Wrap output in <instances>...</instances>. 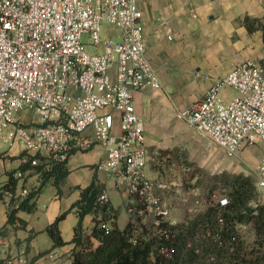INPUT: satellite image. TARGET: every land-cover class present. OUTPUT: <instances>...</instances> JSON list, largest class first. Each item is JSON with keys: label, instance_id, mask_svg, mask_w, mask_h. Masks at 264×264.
<instances>
[{"label": "built area", "instance_id": "1", "mask_svg": "<svg viewBox=\"0 0 264 264\" xmlns=\"http://www.w3.org/2000/svg\"><path fill=\"white\" fill-rule=\"evenodd\" d=\"M139 3L0 0V146L18 143L26 154L22 163L30 156L39 157L33 165L41 160L62 162L73 152L101 146L106 159L98 169L107 173L114 189L132 198L130 220L135 223L139 218L150 226L163 245L160 254L171 257L172 249L166 246L175 238L171 227L182 225L185 231L210 206L224 208L229 199L214 190L203 201L196 200L189 216L181 218L161 196L163 186L146 174L145 123L136 112L135 95L162 85L146 57ZM224 87L236 93L231 100L222 95ZM22 113H31L37 120L32 118L26 125ZM176 117L230 159L264 143V65L237 66L200 101L176 112ZM6 159L0 157V196L13 199L17 207L30 190L7 189ZM255 179L253 207L264 204L259 193L264 188V156ZM100 201L110 202V193L103 192ZM217 218L223 225L220 209ZM248 229L247 224L237 225V237L243 239ZM202 242L203 236L197 234L190 243ZM11 247V237L0 232V256ZM195 252L201 253L199 248ZM208 259L214 262L215 254ZM14 262L27 264L23 253L8 258V264Z\"/></svg>", "mask_w": 264, "mask_h": 264}, {"label": "crops", "instance_id": "2", "mask_svg": "<svg viewBox=\"0 0 264 264\" xmlns=\"http://www.w3.org/2000/svg\"><path fill=\"white\" fill-rule=\"evenodd\" d=\"M139 6L145 25L146 57L162 85L161 89L148 88L135 95L136 112L145 123L146 174L163 186L160 194L165 201L176 203L181 180L176 167L185 162L186 156L207 159L215 168L223 170L234 164L226 166L219 158L224 153L178 120L176 112L200 101L237 66L245 62L261 64L264 60L262 32H248L244 19L246 16L262 19L264 0H140ZM221 93L226 100L236 94L228 87ZM25 114L20 117L27 125L34 117L28 113L29 118L24 120ZM255 147L241 152L239 165L250 170L246 174L254 179L255 169L264 156V151ZM6 151L5 180L22 163V148L18 143ZM105 159L106 153L99 145L72 153L67 161L70 174L60 190L54 179L42 186L39 175L27 172L20 178L17 190L42 187L35 210L18 213L23 227L19 221L8 224L9 199L0 196V231L12 239L11 251L0 256V264H8L9 257L22 253L27 264H72V241L79 217L71 207L80 198L78 187L92 182L105 185L111 205L118 207L120 213L124 207L130 221L128 204L133 202L132 198L123 190L114 189L107 173L98 169ZM259 193L264 197V188ZM62 214L66 216L60 221L59 230L65 245L44 254L53 246L45 229ZM84 225L92 226L91 216L85 218Z\"/></svg>", "mask_w": 264, "mask_h": 264}, {"label": "trees", "instance_id": "3", "mask_svg": "<svg viewBox=\"0 0 264 264\" xmlns=\"http://www.w3.org/2000/svg\"><path fill=\"white\" fill-rule=\"evenodd\" d=\"M244 25L250 33L261 31L264 45V17L252 19L246 16ZM261 64L264 65V60ZM6 155L7 151L0 153V157ZM25 155L22 153L21 159ZM38 158L30 156L17 169L9 172V191L16 192L20 178L27 172L39 175L42 186L49 179H54L55 186L60 190L70 174L68 158L62 162L41 160L38 165H33L32 161ZM18 173L19 176L16 175ZM209 182L215 183L212 191L218 190L228 197L229 204L224 208L210 206L205 214L190 221L184 228L185 231L181 230L182 225L171 227L175 238L166 245L172 249L171 257L160 254L162 243L157 242L152 235V228L144 225L141 219L137 218L135 223L130 220L123 229L117 226L119 209L114 208L110 202L100 201L105 185L92 182L89 186L78 187L80 198L71 207L79 217L72 241V264H264V204L259 203L256 207L250 204L257 196L254 179L242 174L222 173L210 177ZM42 186L30 191L17 207L14 206L13 199L9 201L8 224L15 225L19 221L24 226L18 213L35 210L36 197ZM219 209L222 212L223 225L217 218ZM65 216L66 214L60 215L45 229L53 241V246L44 254L65 245L59 230V223ZM87 216L92 217L90 227L84 225ZM240 224H247L254 231L256 246L250 250L245 240L237 237L236 226ZM197 234L203 236V242L190 243ZM215 235H219L220 239ZM197 248L200 249V254L195 252ZM210 254H215L214 262H209Z\"/></svg>", "mask_w": 264, "mask_h": 264}, {"label": "rangeland", "instance_id": "4", "mask_svg": "<svg viewBox=\"0 0 264 264\" xmlns=\"http://www.w3.org/2000/svg\"><path fill=\"white\" fill-rule=\"evenodd\" d=\"M103 36H105L104 32H103ZM28 118H29V114L26 113L23 116V119L27 120ZM34 120H37V118L34 117ZM255 146H256L255 148L258 151H264V143L259 142ZM7 149H8L7 146L1 145L0 153L5 152ZM240 154L238 155L237 158L235 159L233 158L234 160L227 158L225 156L219 155V158H221V161L224 162L226 166L234 163L233 166L227 170H223V168H220V169L215 168L213 162L207 161V159H203V158L200 159L198 156L197 157L186 156L185 162L180 163V165L176 167V170L178 171L180 175L178 177H181L180 178L181 180H180V185L178 187L180 191L177 196V198L179 199L175 200L177 201L176 203H174L173 201L169 204V206L173 208L175 212L174 214L180 216L181 218H184V217L187 218L190 214L189 209L193 208L194 202L196 200L203 201L205 198L209 197V195L212 193V190H211L212 187L215 186V183L209 182L210 177H213L215 175H220L224 173L225 171L231 175L242 174V175L247 176L246 173L248 172L250 173V170H247L246 168L244 169L239 168ZM9 160H12V158L11 159L9 158ZM254 181L256 180L254 179ZM120 210H121V213L119 215V220L117 221V226L120 229L121 228L123 229L129 222V216H128L127 210L124 207H122ZM145 221L147 223L150 221V219H146ZM243 237L248 247V250L256 246L254 244L256 237L251 227L244 233Z\"/></svg>", "mask_w": 264, "mask_h": 264}]
</instances>
